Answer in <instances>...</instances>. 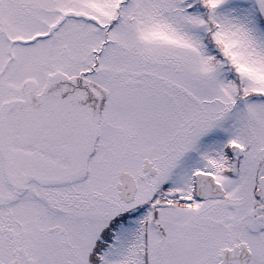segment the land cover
<instances>
[{
	"label": "snow or ice",
	"instance_id": "6c2138e0",
	"mask_svg": "<svg viewBox=\"0 0 264 264\" xmlns=\"http://www.w3.org/2000/svg\"><path fill=\"white\" fill-rule=\"evenodd\" d=\"M0 264H264V0H0Z\"/></svg>",
	"mask_w": 264,
	"mask_h": 264
}]
</instances>
